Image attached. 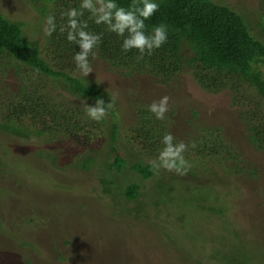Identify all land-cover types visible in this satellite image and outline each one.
<instances>
[{
    "label": "rangeland",
    "instance_id": "rangeland-1",
    "mask_svg": "<svg viewBox=\"0 0 264 264\" xmlns=\"http://www.w3.org/2000/svg\"><path fill=\"white\" fill-rule=\"evenodd\" d=\"M212 1L251 17L249 28L259 36L261 0ZM40 7L30 0H0V13L24 21L25 36L43 48ZM91 65L86 79L74 74L115 101L102 121L88 119L81 101L64 94L81 121L74 138L58 133L23 139L0 131V264H220L216 250L228 256L240 249L244 255L236 264H254V257L255 264H264V152L249 144L228 93L208 94L186 74L162 87L149 77L118 76L98 59ZM44 81L46 88L32 86L46 102L60 104L63 92L51 79ZM18 90L14 74L0 75V124L13 117L21 102ZM162 96L169 97L165 121L175 142L190 145L189 138L206 133L201 128L221 127L222 137L237 150L238 163L198 156L190 145L184 153L190 164L186 175L160 170L143 180L128 169L124 174L107 171L106 162L114 159L107 155L110 145L128 168L158 155L159 142H139L130 131L138 121L131 103L147 106ZM61 111L49 114L63 124ZM29 118L24 117V126ZM112 123L118 124L114 144ZM86 157L95 162L83 169L80 161ZM103 179L115 182L112 191L119 202L114 193L103 192ZM128 183L141 188L136 201L118 194ZM160 184L174 188L168 203H156ZM197 185L203 189L198 191ZM203 194L208 199L199 201ZM138 206L141 212H133Z\"/></svg>",
    "mask_w": 264,
    "mask_h": 264
},
{
    "label": "trees",
    "instance_id": "trees-1",
    "mask_svg": "<svg viewBox=\"0 0 264 264\" xmlns=\"http://www.w3.org/2000/svg\"><path fill=\"white\" fill-rule=\"evenodd\" d=\"M30 1L40 4V14L43 17L49 14L56 16L58 30L51 37H45L44 46L40 48L25 36L24 21H14L0 13V75L6 78L9 71L14 74L19 87L17 94L21 97L13 117H7V120L0 124V131L23 139L58 133H64L69 139L74 138L81 121L75 109L68 104L65 95L79 101L84 99L86 103H94L97 98L103 99L105 103L109 102L108 95L100 86L74 74L76 71L73 56L79 48L66 41V33L59 32V27L65 23L61 18V12L70 7H77L79 0ZM117 2L127 8L132 0H117ZM259 10L260 14L256 17L259 19L257 26L262 27V30L257 36L249 28L251 17L248 18L212 0H160L159 10L145 23L148 32L155 25L166 24L168 40L151 56L146 55L139 60L136 50L128 53L121 51L123 38L109 33L106 26L96 25L91 20H87L89 15L87 12L82 19L87 20L89 31L102 34L95 59L107 63L110 72L126 78L149 77L156 85L162 87L181 79V76L186 74L190 75L193 81L208 94L228 93L230 104L237 110L249 144L256 152H264V26L262 25L264 0H261ZM89 59L91 64L95 60L91 57ZM44 79H51L63 92L58 95L61 98L60 104L51 105L46 102L45 95L42 96L38 88L33 87L40 83L42 88H46L47 82L45 83ZM131 105L138 119L136 125L130 129L131 132H135L134 138L138 141L141 139L142 142H153L154 145H156L154 142L160 143L161 137L169 133L166 121L152 118L146 104L139 106L138 102H132ZM55 110H62L63 124L59 123L58 112L59 120H56L53 114H49L50 111ZM28 115L33 125L32 129L28 127L30 122L27 126L22 122ZM196 116L193 114V119ZM110 126V141L114 144L117 139L118 124L112 123ZM220 128L212 130L201 128V131L206 133L198 139L191 137L188 142L196 148L198 156L206 155L219 161L232 160L237 164V150L232 142L222 137ZM161 147L163 146L155 148L156 151L158 152ZM109 151L107 155L113 154L114 159L110 163L106 162L107 171L124 174L128 169L143 180H149L155 174L150 163L137 161L128 168L114 145H110ZM93 160L95 162V158L82 159L81 167L88 169ZM250 173L252 174L253 171ZM102 184L105 194L114 193L112 187L116 185L115 182L103 179ZM195 188L198 191L203 189L200 185ZM173 189L168 184H160L158 193L161 197L156 203L159 204L161 201L168 203L170 198L167 194ZM140 190V186L136 183H128L118 194L128 201H136L141 196ZM186 190L190 193V188L186 187ZM113 196L114 202L116 200L119 202V197L115 193ZM207 199V195L203 194L198 200ZM156 203L154 205H157ZM196 207L203 210L198 205ZM133 212H141L140 206L133 209ZM240 250L237 255L233 252L224 256L219 250H216L215 254L219 255L220 264H236L241 255H244ZM253 260L255 264L257 259L254 257Z\"/></svg>",
    "mask_w": 264,
    "mask_h": 264
},
{
    "label": "clouds",
    "instance_id": "clouds-1",
    "mask_svg": "<svg viewBox=\"0 0 264 264\" xmlns=\"http://www.w3.org/2000/svg\"><path fill=\"white\" fill-rule=\"evenodd\" d=\"M159 10L158 0H132L127 7H122L117 0H79L77 7H70L61 12V18L65 23L59 27L60 33H66V41L78 46L73 62L75 71L85 79L93 72L90 57L96 58V50L102 41V34L88 30L87 20L96 25L106 26L109 33L121 37V51L128 53L136 50L137 59H143L146 55L151 56L155 50L160 49L168 40V26L164 23L155 25L151 31H147L148 21ZM87 12V20L82 19ZM56 16L49 14L45 17L43 34L51 37L57 32ZM169 97L162 96L159 100L147 105V111L157 121H164L168 108ZM84 113L88 119L94 122L102 121L108 111L113 108L115 101H105L101 98L95 100L94 105H88L84 99L81 100ZM160 144L163 146L158 155L150 162V167L155 172L164 170L174 172L178 175H186L190 169L189 162L184 153L189 145L184 142H175L173 135L165 133Z\"/></svg>",
    "mask_w": 264,
    "mask_h": 264
}]
</instances>
